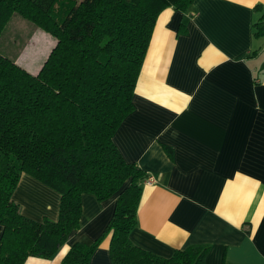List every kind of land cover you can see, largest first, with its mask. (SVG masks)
<instances>
[{
  "label": "crops",
  "instance_id": "crops-1",
  "mask_svg": "<svg viewBox=\"0 0 264 264\" xmlns=\"http://www.w3.org/2000/svg\"><path fill=\"white\" fill-rule=\"evenodd\" d=\"M264 0H193L157 15L133 91V110L113 142L152 181L142 184L139 246L168 256L209 245L205 264H264ZM258 31V32H256ZM256 32V33H255ZM117 194H81L79 226L49 259L105 232ZM21 212L55 220L60 193L22 173L13 192ZM2 225L0 223V235ZM109 234L88 264H113Z\"/></svg>",
  "mask_w": 264,
  "mask_h": 264
},
{
  "label": "trees",
  "instance_id": "trees-1",
  "mask_svg": "<svg viewBox=\"0 0 264 264\" xmlns=\"http://www.w3.org/2000/svg\"><path fill=\"white\" fill-rule=\"evenodd\" d=\"M192 1L0 0V33L16 12L55 40L36 73L0 53V264L52 258L79 226L83 192L99 200L117 194L113 214L102 236L73 242L61 264H88L107 234L113 264H205L208 244L164 256L131 239L147 173L113 142L133 110L157 15ZM22 173L60 193L55 220L21 212L13 192Z\"/></svg>",
  "mask_w": 264,
  "mask_h": 264
},
{
  "label": "rangeland",
  "instance_id": "rangeland-1",
  "mask_svg": "<svg viewBox=\"0 0 264 264\" xmlns=\"http://www.w3.org/2000/svg\"><path fill=\"white\" fill-rule=\"evenodd\" d=\"M54 42L50 34L14 12L0 33V53L36 73Z\"/></svg>",
  "mask_w": 264,
  "mask_h": 264
},
{
  "label": "built area",
  "instance_id": "built-area-1",
  "mask_svg": "<svg viewBox=\"0 0 264 264\" xmlns=\"http://www.w3.org/2000/svg\"><path fill=\"white\" fill-rule=\"evenodd\" d=\"M152 181V177L147 175V177L145 178V180L143 181L144 183H149Z\"/></svg>",
  "mask_w": 264,
  "mask_h": 264
}]
</instances>
